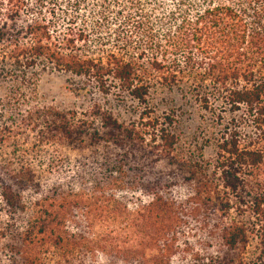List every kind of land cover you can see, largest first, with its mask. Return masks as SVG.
<instances>
[{"label": "trees", "instance_id": "obj_1", "mask_svg": "<svg viewBox=\"0 0 264 264\" xmlns=\"http://www.w3.org/2000/svg\"><path fill=\"white\" fill-rule=\"evenodd\" d=\"M37 67L78 77L79 90L133 99L140 125L98 105L0 119V264H174L190 255V238L179 240L195 213L187 204L206 197L172 195L189 179L175 172L169 113L156 116L148 102L153 85L188 77L212 82L196 90L204 109L216 98L239 111L240 126L217 139L214 168L224 188L248 187L251 202L248 222L219 210L212 228L227 252L207 264H264V0H0L1 71L24 80ZM47 145L78 156L72 166L45 160ZM95 226L114 236L94 238ZM250 236L254 256L244 260ZM192 261L184 264H206Z\"/></svg>", "mask_w": 264, "mask_h": 264}, {"label": "rangeland", "instance_id": "obj_2", "mask_svg": "<svg viewBox=\"0 0 264 264\" xmlns=\"http://www.w3.org/2000/svg\"><path fill=\"white\" fill-rule=\"evenodd\" d=\"M19 74L20 72L16 70L13 78H8L0 68V119L2 121L23 122L22 118H28L30 115L27 116V113L32 110L47 109L49 112L60 113L74 110L81 113L89 112L92 106L98 105L103 111L110 112L120 122L140 125L138 104L127 96L121 98L113 94L105 96L97 92L79 90V87L84 86L82 80L64 71L49 68L42 70L37 67L25 70V79L17 80L20 78ZM16 75L18 76L15 77ZM195 84L189 77L184 78L182 82L171 89L155 84L148 98L156 116L163 118L166 113H169L170 130L175 135L172 154L176 162H179L178 160L182 162L181 169L177 163L178 170L175 172L179 180L183 176H187L189 179V181H181L174 187L172 195L179 200L190 197L193 202L198 196L206 197V204L198 202L195 205L187 204V208H195V213L193 216L187 217L188 223L184 228L187 230V234L180 237L179 240L190 238V255H186L184 258H181V256H185L184 254L177 255L173 260L174 264L192 263L195 256L206 258L207 264L212 257L225 256L227 248L221 244L222 241L212 228L213 224L219 223L217 220L219 210L225 209L228 212V218L243 222H248L250 217L249 205L251 202H249L250 198L246 196L248 187L243 183L236 182V193L224 188L219 177L220 173L218 174L214 168L217 139L225 132L226 126L232 127L236 124L240 126V113L237 110L229 111L228 107L216 98H210L209 108L204 109L202 107L204 103L196 96V90L199 89L201 94H205L206 90L213 87V84L206 80L201 84ZM95 112L99 113L100 111L95 110ZM243 130L251 131L250 127H245ZM34 150L32 149V151ZM77 156L76 152L60 151L53 145H47L43 158L62 163L63 166L69 164L72 166ZM164 160L166 159H162V162ZM161 167L163 166L161 165ZM64 175L71 176V170H66ZM209 190L213 192L207 194ZM138 195L139 193L135 194V196ZM140 197L143 202L148 200L144 195H140ZM240 210H243L245 214L240 216L238 214ZM92 232L94 238L97 235L101 238L114 236L108 235L105 226H95ZM256 243L257 240L250 236L246 249L242 253V259L247 260L254 256ZM234 252L238 253L236 249ZM228 254L233 256V252ZM233 259L236 263L234 257ZM42 261L43 264H53L52 258L49 257H44ZM213 264L216 263L213 262ZM220 264H226V261Z\"/></svg>", "mask_w": 264, "mask_h": 264}]
</instances>
